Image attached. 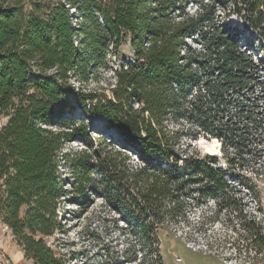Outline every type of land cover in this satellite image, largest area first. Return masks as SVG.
Returning a JSON list of instances; mask_svg holds the SVG:
<instances>
[{
	"label": "trees",
	"instance_id": "1",
	"mask_svg": "<svg viewBox=\"0 0 264 264\" xmlns=\"http://www.w3.org/2000/svg\"><path fill=\"white\" fill-rule=\"evenodd\" d=\"M185 2L90 0L93 7H80L76 26L63 2L0 0V115L9 117L0 125V216L36 264H68L44 238L58 229V204L66 195L59 175L62 149L90 136L85 121L67 117L77 108L103 116L125 141L120 150L86 149L71 159L76 188L103 185L109 206L140 236L144 264L161 262L159 231L184 213L189 199L220 203L233 189L216 156L180 153V131L169 123L196 116L225 143L254 115L238 92L259 67L243 53L237 34L214 21V5L201 2L200 11L189 15ZM243 2L264 37V0ZM196 34L202 53L187 43ZM126 35L135 57L116 69L111 98L69 86L85 55L105 56ZM95 170L114 188L90 179ZM248 227L256 233L251 249L263 253L264 231L254 220Z\"/></svg>",
	"mask_w": 264,
	"mask_h": 264
},
{
	"label": "rangeland",
	"instance_id": "2",
	"mask_svg": "<svg viewBox=\"0 0 264 264\" xmlns=\"http://www.w3.org/2000/svg\"><path fill=\"white\" fill-rule=\"evenodd\" d=\"M58 1L69 7L76 26L81 21L80 7L91 5L90 0H52ZM201 2L214 5V21L237 34L243 53L259 67L258 76L254 75L238 92L243 101L251 102L249 110L254 115L247 118L248 128L238 130L237 134L226 138L225 143L223 138L210 136L196 116H181L170 121L171 129L180 131V153L216 156V166L226 171V179L233 189L220 203L209 197L195 205L194 200L189 199L184 213L166 221L160 229L162 260L154 264H264V252L258 254L251 249L256 233L248 227L254 220L264 231V37L249 22L251 13L243 0H187L185 12L197 14ZM187 43L195 53L204 52L201 35L187 38ZM93 56L88 53L80 60L78 69L70 75L69 86L76 91L105 93L111 98L116 69L135 57L130 35H126L119 47L110 45V52L105 56ZM238 105L236 103L233 110ZM67 117L76 119V123L85 121L90 136L87 141L81 138L67 141L62 149L59 175L66 195L58 204V229L44 238L46 244L56 255H65L68 264H144V249L132 224L122 212L109 206L102 184L96 189L85 184L76 188L71 163V159L86 149L93 154H103L112 148L120 150L125 138L103 116L87 114L81 108L76 109L74 116ZM8 119L6 113H2L0 125L6 124ZM110 138L118 142L110 144ZM213 140L220 143L216 153L206 149ZM88 177L111 184L96 170ZM5 226L0 216V264H36L25 256L23 247Z\"/></svg>",
	"mask_w": 264,
	"mask_h": 264
},
{
	"label": "bare ground",
	"instance_id": "3",
	"mask_svg": "<svg viewBox=\"0 0 264 264\" xmlns=\"http://www.w3.org/2000/svg\"><path fill=\"white\" fill-rule=\"evenodd\" d=\"M206 149H207L208 152L216 153L218 150H220L219 141L218 140H213L212 142L208 143V145L206 146Z\"/></svg>",
	"mask_w": 264,
	"mask_h": 264
},
{
	"label": "built area",
	"instance_id": "4",
	"mask_svg": "<svg viewBox=\"0 0 264 264\" xmlns=\"http://www.w3.org/2000/svg\"><path fill=\"white\" fill-rule=\"evenodd\" d=\"M7 229L9 228L7 225L5 226Z\"/></svg>",
	"mask_w": 264,
	"mask_h": 264
}]
</instances>
